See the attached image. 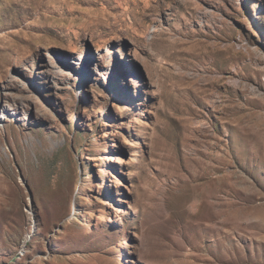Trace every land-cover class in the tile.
<instances>
[{
  "label": "rangeland",
  "instance_id": "374dc122",
  "mask_svg": "<svg viewBox=\"0 0 264 264\" xmlns=\"http://www.w3.org/2000/svg\"><path fill=\"white\" fill-rule=\"evenodd\" d=\"M0 264H264V0H0Z\"/></svg>",
  "mask_w": 264,
  "mask_h": 264
}]
</instances>
